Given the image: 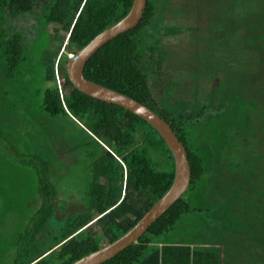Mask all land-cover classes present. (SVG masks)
<instances>
[{
	"label": "trees",
	"instance_id": "16d2710c",
	"mask_svg": "<svg viewBox=\"0 0 264 264\" xmlns=\"http://www.w3.org/2000/svg\"><path fill=\"white\" fill-rule=\"evenodd\" d=\"M132 1L0 0V79L15 80L43 29L39 61L47 84L37 93L41 115L28 106L29 115L25 108L17 119H33L29 131L46 143L37 163L28 161L39 168L40 204L0 264H71L124 235L169 190L174 161L157 131L79 92L66 74L67 54L124 18ZM82 74L161 117L191 170L185 193L101 264L261 262L264 100L256 94L264 90V0H147L138 25L102 46ZM75 137L72 149L83 148V162L75 161L84 167L83 202L65 215L51 184L60 171L56 146ZM0 158L14 173L28 163L27 157L5 162L2 152Z\"/></svg>",
	"mask_w": 264,
	"mask_h": 264
},
{
	"label": "rangeland",
	"instance_id": "374dc122",
	"mask_svg": "<svg viewBox=\"0 0 264 264\" xmlns=\"http://www.w3.org/2000/svg\"><path fill=\"white\" fill-rule=\"evenodd\" d=\"M49 28L51 31L54 29L53 25H50ZM37 29L36 27V31ZM41 30L43 35L46 34L45 30H39L40 38L28 48L29 52L25 55V60L15 72V80L13 78L2 82V79H0V98L2 96L5 98V103L0 100V103L3 104L0 107V111L4 110L0 115V153L5 154V162L7 160L20 162L22 158L27 157V162L30 160L37 163V154H39L40 150L42 151L45 143L44 141L40 143L35 142L34 133L31 134L29 131L26 123L31 125L33 119L29 118L23 123L17 122V119L25 118L22 116L28 108L29 110L32 108L37 109L39 116L41 115L38 108L40 95L37 93L42 89L41 87L47 85L43 79L41 62L39 61V51L45 42V39L41 37ZM50 48L52 47L50 46ZM68 55L70 54H67V57ZM60 80V77H58L57 81L59 83ZM15 87H21L17 91L20 94L19 96L14 93ZM190 88L191 86H189L188 94H190ZM6 92L8 94L5 95ZM257 92L256 97L263 101L264 90L259 89ZM22 95L28 97L29 100H19ZM29 110L26 111L28 115L30 113ZM28 115L26 118H28ZM59 121L63 126L70 127L63 120V117ZM253 124V126H256L255 123ZM71 133L72 130H70ZM30 136L33 138L30 139ZM77 141L78 138L75 137L74 139H68L66 142L63 141L60 145L56 146V151L58 152L57 161L61 165L59 163V165H55L57 170L60 168V171L53 176V184L51 185L55 188L57 197L61 198V209L65 215L70 211L76 210V203L81 204L83 202L84 167L80 163L75 162L76 160L83 162V148L72 149ZM21 143L22 147L20 149L19 145ZM25 146L26 149H23ZM2 163L3 159L0 158V254L13 251V245L19 237L24 235L23 232L29 228V219L40 204L36 202L38 199L37 192L40 188L39 168L37 164L32 166L28 162L26 165H17L15 167L18 168L19 172L14 173L11 171V168H6ZM71 203L73 204L71 205ZM200 217L204 216L200 214ZM182 225L187 227L188 221L182 220ZM260 257H262V261L257 262V264H264V250H262Z\"/></svg>",
	"mask_w": 264,
	"mask_h": 264
},
{
	"label": "water",
	"instance_id": "95a60500",
	"mask_svg": "<svg viewBox=\"0 0 264 264\" xmlns=\"http://www.w3.org/2000/svg\"><path fill=\"white\" fill-rule=\"evenodd\" d=\"M147 0H133L127 15L96 35L90 42L68 57L66 74L71 85L79 92L102 102L117 105L140 117L161 136L174 161V178L169 190L124 235L114 242L81 257L71 264H101L134 243L163 213L187 190L190 182V164L183 144L170 126L155 112L136 100L86 80L83 68L86 62L106 43L133 29L141 21Z\"/></svg>",
	"mask_w": 264,
	"mask_h": 264
},
{
	"label": "flooded vegetation",
	"instance_id": "af4514ba",
	"mask_svg": "<svg viewBox=\"0 0 264 264\" xmlns=\"http://www.w3.org/2000/svg\"><path fill=\"white\" fill-rule=\"evenodd\" d=\"M193 40H195V41H196V39H193ZM184 43H185V42H184ZM186 45H187V43H185V45H184V46H186ZM184 46H183V47H184ZM183 47H182V48H183Z\"/></svg>",
	"mask_w": 264,
	"mask_h": 264
},
{
	"label": "clouds",
	"instance_id": "9594fccd",
	"mask_svg": "<svg viewBox=\"0 0 264 264\" xmlns=\"http://www.w3.org/2000/svg\"><path fill=\"white\" fill-rule=\"evenodd\" d=\"M70 55H71V54H70ZM71 56H72V55H71ZM68 57H70V56H68ZM68 57H67V58H68Z\"/></svg>",
	"mask_w": 264,
	"mask_h": 264
},
{
	"label": "built area",
	"instance_id": "2783aa9c",
	"mask_svg": "<svg viewBox=\"0 0 264 264\" xmlns=\"http://www.w3.org/2000/svg\"><path fill=\"white\" fill-rule=\"evenodd\" d=\"M68 56H71V55H68Z\"/></svg>",
	"mask_w": 264,
	"mask_h": 264
}]
</instances>
